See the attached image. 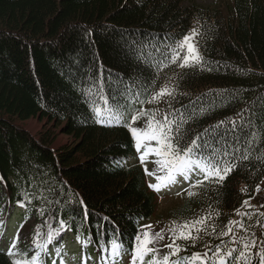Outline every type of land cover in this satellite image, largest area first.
Returning a JSON list of instances; mask_svg holds the SVG:
<instances>
[{"label": "trees", "instance_id": "trees-1", "mask_svg": "<svg viewBox=\"0 0 264 264\" xmlns=\"http://www.w3.org/2000/svg\"><path fill=\"white\" fill-rule=\"evenodd\" d=\"M193 29L199 33L200 66L168 64L157 71L156 50L171 51ZM100 85L109 97L117 86L127 85L132 93L147 90L145 102H133L125 121L141 108L157 112V119L183 115L185 142L209 129L203 140L227 150L226 159L249 157L236 159L222 182L195 184L166 209L168 236L157 242L164 254L170 251L164 246L171 243L174 223L205 216L212 219L195 246L176 241L184 249L180 257L204 253L205 245L214 249L221 241L223 251L232 248L231 234L218 236L229 220L247 229L234 226L238 241L255 233L254 252L259 250L264 240V0H225L210 7L188 0H0V217L15 211L18 201L28 210L16 255L0 246V264L34 255L36 234L29 222L37 200L43 201L38 225L44 239L61 219L68 225L41 254L44 264H52L50 253L59 249L64 233L72 239L79 234L83 242L91 238L85 248L100 257V244L114 231L130 247L140 226L156 214L140 167L129 164L134 141L128 128L104 127L92 119L82 90ZM162 87L174 89V98L148 103ZM31 119L47 122L51 130L36 138L17 124ZM53 130L73 143L53 150ZM233 146L240 151L233 152ZM237 209L251 218L236 215Z\"/></svg>", "mask_w": 264, "mask_h": 264}, {"label": "snow or ice", "instance_id": "snow-or-ice-1", "mask_svg": "<svg viewBox=\"0 0 264 264\" xmlns=\"http://www.w3.org/2000/svg\"><path fill=\"white\" fill-rule=\"evenodd\" d=\"M198 34L196 29L191 30L188 35L183 36L181 40L172 45L171 51H168L167 48L163 50L157 49L159 59L154 65L157 71L168 64L178 65L181 69L200 66L202 57L196 45L192 42ZM150 66L153 65L150 64ZM104 87V85H100L98 88L89 86V88L82 90L84 100L93 113L92 119L95 123L104 127L126 126L132 136L137 153H140L142 148L144 149L143 154L139 156L141 164L145 163L147 156L150 154L156 157L153 161L156 167L152 171H149L145 167V174L154 177L157 181L156 184L148 185L154 191L159 192L162 188L177 183L178 177L189 181L193 175L202 176V179L196 180L197 185L202 184L204 181L212 180L222 182L237 166L235 163L236 159H249L246 153L239 158L233 156L231 160L226 159L225 157L229 155L227 150L214 148L207 141L203 140V136H207L211 131L209 129H205L203 134L192 138L190 142H185L186 136L182 133L181 129L187 123L188 118L183 115H180L179 119H177L175 113H168L164 115L163 119H157V112H148L141 108L138 112L131 115L130 121H125L124 118L133 110V102L140 104L145 102V98H142V95L147 90L141 89L136 93H132L127 85L123 89L117 86L116 90L109 97L105 95ZM165 96L174 98L175 90L162 87L159 91L153 93L147 102L158 103ZM176 111L178 112V110ZM142 117L146 118L144 126L133 127L132 125L136 124ZM232 124L235 128L236 122L232 121ZM255 138V135H253V139ZM153 141L155 142V146H153ZM239 151L240 149H236L233 146V152ZM261 158L264 159V154H262ZM189 195L191 196L192 193L189 192ZM24 198L28 199L27 193H24ZM18 204L21 207L24 206L22 201H18ZM80 204L84 208V216L86 218L87 207L83 205V201ZM243 205L250 206L249 201L245 200ZM41 214L43 215V212ZM236 215H247L251 218L249 213L241 212L239 209L236 210ZM104 219L107 220L108 218L105 217ZM210 219H212L211 216H205L183 224L174 223L172 228L169 229L171 243L164 246L170 251L162 256L160 255V249L156 245L158 241L164 239L163 232L153 233L151 225L140 226L130 247L125 246L118 238V232L114 231L110 239L100 244L101 264H117L118 260L126 254H130L128 264H253V260L256 261V264H264V240L261 241L262 246L259 250L254 252L253 249L257 247L255 233L252 234L253 238L251 239L240 237L238 241L233 231L234 226H238L239 229L244 231H247V229L244 228V225L240 221L233 220L228 221V224L224 226L226 230L222 228L218 236L224 237L231 234L232 240L230 242H241L239 248L232 247L223 251V241H221V244H217L214 249L205 245L208 251L204 253L193 252L190 256L185 255L180 257L178 254L184 249L176 241H192L193 246H195L198 234L202 230L206 231L208 226L206 222ZM67 228V223L61 219L59 221V228L52 229L50 227L43 242H40V233L37 231L33 240L34 247L37 249L35 254L30 259L23 261L12 259L11 264H44L41 254L46 253L48 245L54 241L61 230ZM193 230L197 235H193ZM215 231V226H212V232ZM18 239L19 235L17 234L9 246L7 254L10 257L16 255L13 249L16 248ZM79 239L80 235L78 234L77 240ZM89 243H91V238L86 240L83 246L87 247ZM209 251L212 252L211 256L208 255ZM58 252L59 250H57V254ZM149 256L151 258L146 260L145 258ZM172 257H176V259H172ZM53 264H56L55 260H53Z\"/></svg>", "mask_w": 264, "mask_h": 264}, {"label": "rangeland", "instance_id": "rangeland-1", "mask_svg": "<svg viewBox=\"0 0 264 264\" xmlns=\"http://www.w3.org/2000/svg\"><path fill=\"white\" fill-rule=\"evenodd\" d=\"M189 2H194L195 4L199 5V6H215L218 3H220L221 1H225V0H188ZM195 45V39L192 41ZM197 47V46H196ZM198 49V47H197ZM18 125L22 126L28 133H30L32 136L34 137H39L42 134L46 133L47 131L51 130V126L49 127L47 122L45 121H39L37 119H31L25 123H17ZM144 125H140L139 127H143ZM53 129V128H52ZM55 134V138L53 140L52 143V149L53 150H59L62 149L65 146H69L71 145L73 142L72 140L64 135L59 134V132L56 130L52 131V134ZM153 146H155V142L153 141ZM144 149H141L140 153H137V151L135 150L133 152V154L130 157V163L132 165L135 166H139L142 172V175L144 176L145 180H149L150 183H153V180H155L154 177L152 176H148L145 174V167H147V169L149 171H152L156 166L153 163V161L155 160V156L154 155H148L146 158V161L144 164H141L139 156L141 154H143ZM149 178V179H148ZM156 181V180H155ZM185 183V184H183ZM189 181H185L184 179H182V182L180 184H178L179 187H176L175 190L173 191H167V189H162L159 192H157L156 194V200H157V212L156 214L149 220L151 222H149L146 225H151V231L153 233L155 232H163L164 237H167L168 234L165 231V227L163 226L164 220H167L166 217V209L173 205L174 201L172 200L173 197H176L177 191L180 190L181 192H183L186 187L188 186ZM161 199H165L162 202H159ZM33 209L35 211V216L31 219V221L29 222V224L31 225V227L34 229L35 234L37 231H39L40 233V242H43V236H42V232L40 231L39 228V219L41 218V212L43 209V201L41 200H37L36 203L33 204ZM25 211H20V210H16L11 212L8 216H1L0 217V225H1V230H0V234L1 236H3V238L0 240V246L2 248L5 249V251L8 252L9 246L13 240V238H15L17 236V234H19V232L21 231V227H19L20 225V220L22 219V214ZM26 213V212H25ZM63 235V234H62ZM34 240V239H33ZM19 243H17V246L15 249H13V252L16 253L19 249ZM81 243L77 242V241H72V240H68L64 246V251L63 253L65 254H61V259L52 258V262L53 260L57 261L58 264H85L87 262V264H95L94 262V258L90 256V253L87 252V250L81 248ZM159 249H160V255L162 256L164 254V249L159 246L158 244L156 245ZM34 247V246H33ZM59 250V255H60V249ZM36 252V248L34 247L32 249V254H35ZM62 253V252H61ZM50 254H55L54 250L53 253ZM81 254H86L88 257V261L82 260V262H80V257ZM62 255H64L62 257ZM51 261V258H50ZM125 262L127 260H124Z\"/></svg>", "mask_w": 264, "mask_h": 264}]
</instances>
